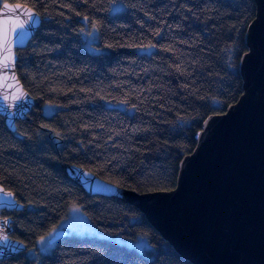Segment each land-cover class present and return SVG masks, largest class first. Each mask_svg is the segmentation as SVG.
<instances>
[{
	"label": "trees",
	"instance_id": "obj_1",
	"mask_svg": "<svg viewBox=\"0 0 264 264\" xmlns=\"http://www.w3.org/2000/svg\"><path fill=\"white\" fill-rule=\"evenodd\" d=\"M0 0L29 7L40 25L16 50V75L33 98L12 133L0 116V186L20 211L10 238L35 249L71 205L106 234L145 236L147 254L105 238L56 241L38 264H190L123 200L90 196L66 174L77 165L138 193L175 187L203 120L242 93L238 60L254 0ZM83 19L97 31L84 48ZM47 106H54L51 111ZM0 264H35L23 253Z\"/></svg>",
	"mask_w": 264,
	"mask_h": 264
},
{
	"label": "water",
	"instance_id": "obj_2",
	"mask_svg": "<svg viewBox=\"0 0 264 264\" xmlns=\"http://www.w3.org/2000/svg\"><path fill=\"white\" fill-rule=\"evenodd\" d=\"M254 3L255 17L244 34L247 50L238 60L242 93L223 113L203 120L194 135L195 148L178 164L173 189L138 193L83 167L65 168L86 194L118 198L136 208L190 264H264V0ZM9 9L16 11L8 12L7 46L0 39V116L14 133L16 122L25 120L34 104L16 75V50L28 45L40 18L26 5L4 2L0 29ZM28 10L34 14L32 20ZM19 23L23 29L16 27ZM22 209L0 186V216L3 210ZM10 222L0 217V236L8 237L0 241V261L25 251L23 243L10 238ZM66 235L56 230L48 243Z\"/></svg>",
	"mask_w": 264,
	"mask_h": 264
},
{
	"label": "rangeland",
	"instance_id": "obj_3",
	"mask_svg": "<svg viewBox=\"0 0 264 264\" xmlns=\"http://www.w3.org/2000/svg\"><path fill=\"white\" fill-rule=\"evenodd\" d=\"M123 7L124 4L122 0L114 1L110 5V13H115L121 10ZM82 22L84 29L81 32V35L84 40V48L92 53L101 52V50L97 47L98 37L95 27L93 25H89V22L86 19H83ZM53 107L54 106H47L45 109L51 111L54 109ZM82 212L83 211L78 206V204L71 205L68 209L66 217L58 222L54 228V231L64 230L69 236H90L96 238H105L127 248H131L132 250L134 249L141 254H147L150 245L148 244L145 236H140L134 240H131L122 238L118 235L106 234L90 223L91 221L89 218ZM52 234L53 232L51 235L44 237L43 242H41V239L38 240L35 249H26V251H24L26 257L34 259L35 264H38L40 255L50 252L53 246V244L48 243V240Z\"/></svg>",
	"mask_w": 264,
	"mask_h": 264
},
{
	"label": "snow or ice",
	"instance_id": "obj_4",
	"mask_svg": "<svg viewBox=\"0 0 264 264\" xmlns=\"http://www.w3.org/2000/svg\"><path fill=\"white\" fill-rule=\"evenodd\" d=\"M5 8L7 9V5L5 6ZM15 11H16L15 9H9L8 11H6L5 13L6 19L3 21V28L0 29V39H2L5 46H7L8 44V31H9L8 25L9 23H11L10 19L7 18L8 12H12L13 14H15ZM28 17H29V20H32L34 18V14L31 13L30 10H28ZM16 27L23 29L24 25L23 23H19L18 25H16ZM12 31H15V27H13ZM49 235H51V233H49ZM7 239L8 237L6 235L0 236V241H7ZM43 240H44V237H41V242H43Z\"/></svg>",
	"mask_w": 264,
	"mask_h": 264
}]
</instances>
